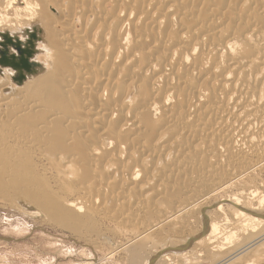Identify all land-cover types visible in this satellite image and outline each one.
Returning <instances> with one entry per match:
<instances>
[{
    "label": "bare ground",
    "instance_id": "1",
    "mask_svg": "<svg viewBox=\"0 0 264 264\" xmlns=\"http://www.w3.org/2000/svg\"><path fill=\"white\" fill-rule=\"evenodd\" d=\"M0 199L125 264H264V0H0Z\"/></svg>",
    "mask_w": 264,
    "mask_h": 264
},
{
    "label": "rangeland",
    "instance_id": "2",
    "mask_svg": "<svg viewBox=\"0 0 264 264\" xmlns=\"http://www.w3.org/2000/svg\"><path fill=\"white\" fill-rule=\"evenodd\" d=\"M96 226L103 233L108 228L114 233L106 235L107 240L90 239L85 236L86 229L79 228L84 233L80 237L49 222L32 206L23 203L20 208L14 207L0 199V264H125L122 257H109V243H124L126 234L112 223L98 222Z\"/></svg>",
    "mask_w": 264,
    "mask_h": 264
}]
</instances>
